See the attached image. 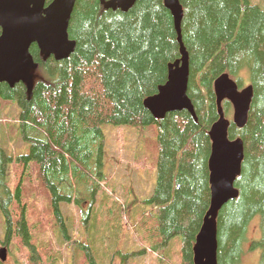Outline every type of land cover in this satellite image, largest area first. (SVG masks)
I'll use <instances>...</instances> for the list:
<instances>
[{
  "label": "trees",
  "instance_id": "16d2710c",
  "mask_svg": "<svg viewBox=\"0 0 264 264\" xmlns=\"http://www.w3.org/2000/svg\"><path fill=\"white\" fill-rule=\"evenodd\" d=\"M180 3L182 43L190 65L188 97L195 116L183 111L156 120L145 107V101L167 83L169 66L182 58L165 0H136L127 12L107 10L101 0H77L68 29L70 40L76 42L70 57L45 61L38 46L32 45L30 53L39 67L31 95L23 83L13 88L0 83V100L17 105V132L30 145L14 160L0 144V214L8 243L14 225L11 210L17 209L15 236L29 250L31 264H39L41 258L29 231V209L39 217L42 229L54 223L66 239L62 203H70L75 195L78 202L90 198L92 207L105 179L106 127L140 132L156 128L157 181L143 202L154 207L155 214L146 218L143 212L139 228L153 222L142 233L154 244L151 249L160 253V264L169 263L165 252L176 239L182 264H194L196 238L211 203L210 131L219 120L214 84L224 74L240 89L252 85L253 100L243 128L232 122V104L222 103L231 121L229 138L243 140L245 155L235 183L239 196L217 219L218 264L241 263L255 220L260 239L251 243L252 250H261L264 264V0ZM12 164L17 167L14 190L9 181ZM43 188L49 198L45 222L30 203V195L41 194ZM84 216L87 225L89 212ZM92 239L105 243L97 233ZM84 251L88 264H98L93 251L88 247Z\"/></svg>",
  "mask_w": 264,
  "mask_h": 264
},
{
  "label": "rangeland",
  "instance_id": "374dc122",
  "mask_svg": "<svg viewBox=\"0 0 264 264\" xmlns=\"http://www.w3.org/2000/svg\"><path fill=\"white\" fill-rule=\"evenodd\" d=\"M257 1L252 0L253 3ZM18 113L17 105L0 100V144L8 154H13L14 160L22 153H27L30 148L17 132ZM104 133L105 179L93 197L92 207L90 198L78 202L75 195L70 203H62L66 239L61 236L54 223L48 222L46 229H42L43 225L37 224L36 219L39 217L34 216V210L29 209V231L32 230V243L40 253L39 264H88L85 247L97 256L98 264H160V253L151 249L150 246L154 244H149L148 238L144 239L146 234L142 233L148 232L153 222L142 231L139 228L143 212H147L146 218L152 212L155 214V208L146 207L143 202L153 194L157 181L156 128L140 132L127 127H106ZM15 168V164H12L9 169V181L13 190L17 179ZM40 190L41 194L30 195V203L37 206L40 219L45 222L44 208L48 207L49 198L44 193V188ZM88 206L91 207L89 211ZM11 211L14 239L9 247L10 264H31L29 250L15 236L19 220L17 209L13 208ZM87 212L90 219L86 225L84 215ZM258 222L255 220L250 226V242L245 246L240 264H260L261 250H252L251 244L260 239ZM30 223L37 227L32 228ZM6 228L0 214V245L5 242ZM96 233L97 238L105 237L104 244L92 239ZM168 245L170 251L165 252L170 255L168 264H182L179 239Z\"/></svg>",
  "mask_w": 264,
  "mask_h": 264
},
{
  "label": "water",
  "instance_id": "95a60500",
  "mask_svg": "<svg viewBox=\"0 0 264 264\" xmlns=\"http://www.w3.org/2000/svg\"><path fill=\"white\" fill-rule=\"evenodd\" d=\"M77 0H0V83L13 88L18 83L28 87L31 95L38 63L30 53L37 45L44 60L64 61L76 49V42L68 34L69 24ZM181 0H165V6L174 18L181 60L169 66L167 83L157 95L145 101V107L156 120L170 113L187 111L195 116L194 106L188 97L189 56L182 43L181 25L184 11ZM107 10L127 12L136 0H101ZM219 120L210 131L212 152L209 159L211 203L194 246V264H218L219 212L239 196L235 183L242 172L245 147L242 139L231 140V122L225 117L222 103L231 102L234 108L233 123L243 128L248 122L253 86L239 90L238 84L224 74L214 84ZM0 260L7 262V249L0 250Z\"/></svg>",
  "mask_w": 264,
  "mask_h": 264
},
{
  "label": "flooded vegetation",
  "instance_id": "af4514ba",
  "mask_svg": "<svg viewBox=\"0 0 264 264\" xmlns=\"http://www.w3.org/2000/svg\"><path fill=\"white\" fill-rule=\"evenodd\" d=\"M14 224V222H13ZM13 228H14V225H13ZM14 239V233H13V229H12V234H11V237L7 243V240H8V236L5 234V242L4 243H1L0 245V250L3 249V248H6L7 249V262L6 263H3L1 260H0V264H10V251H9V247L12 243V240Z\"/></svg>",
  "mask_w": 264,
  "mask_h": 264
}]
</instances>
